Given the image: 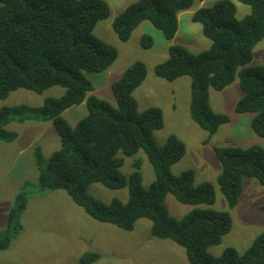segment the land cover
Here are the masks:
<instances>
[{"label":"trees","instance_id":"1","mask_svg":"<svg viewBox=\"0 0 264 264\" xmlns=\"http://www.w3.org/2000/svg\"><path fill=\"white\" fill-rule=\"evenodd\" d=\"M196 1L204 0H136L113 20V32L118 40L127 42L137 27L149 22L170 42L178 30L179 14ZM238 1L250 8L242 19L235 17V6L229 0L195 10L191 21L201 26L209 48L191 53L171 44L166 58L153 69L157 78L168 82L189 78V115L208 134L205 143L230 122L211 109L209 91L223 90L236 77L242 97L235 112L252 114L251 130L264 139V65L248 66L254 47L264 38V0ZM109 12L103 0H0V100L17 90L39 95L52 87L65 90L62 97L47 98L35 110L0 108V141L10 143L17 137L4 128L11 122H50L60 149L45 164L37 153L41 191H64L88 217L124 231H132L136 221L147 219L151 235L181 247L189 264H264V230L242 254L233 248L220 256L208 252L229 233L231 216L210 208L215 203L211 183L195 184L191 170L172 174L185 147L175 136L159 146L154 132L163 128L161 109L138 110L133 92L147 77L143 63L135 62L111 84L115 105L91 94L94 87L87 75L108 70L118 57L114 47L94 35L96 24ZM140 45L149 50L153 41L143 35ZM82 104L87 114L72 128L62 114ZM139 152L146 155L155 177L146 188L139 160H134V171L128 177L121 172L124 161L120 156ZM214 155L221 166L217 186L230 209L237 205L245 179H254L264 187V150L260 146L214 148ZM92 184L109 190L128 188L129 198L126 203L105 204L87 194ZM168 195L193 209L180 220L171 217L165 206ZM26 203L23 194L14 198L7 228L0 232V251L7 250L22 230L20 219ZM201 205L208 208H199ZM98 260V254L88 253L79 264Z\"/></svg>","mask_w":264,"mask_h":264},{"label":"rangeland","instance_id":"2","mask_svg":"<svg viewBox=\"0 0 264 264\" xmlns=\"http://www.w3.org/2000/svg\"><path fill=\"white\" fill-rule=\"evenodd\" d=\"M109 6V16L98 22L94 35L114 47L118 57L112 66L98 74H89L96 98L115 105L110 86L135 62L147 69L145 81L134 92L138 110L150 107L161 109L163 128L154 132V138L162 146L169 136L177 137L185 147V154L173 165V175L191 170L195 184L209 182L215 188V203L210 208L228 212L231 229L218 246L208 252L220 256L227 248L244 253L254 239L264 230V187L254 179H245L237 205L230 209L217 186L221 166L214 155V148L258 145L264 150V139L258 138L250 127L252 114H238L235 105L242 97L238 78L221 91H209L211 109L227 116L229 123L221 126L205 143L208 134L190 118V80L182 77L173 82L157 78L154 67L167 56L169 45H179L191 53L207 50L210 41L202 36L201 26L191 21L199 8H211L221 0L196 1L193 6L179 14L178 30L172 41L164 39L161 32L149 22L137 27L127 42H121L113 32V20L136 0H103ZM235 6L237 19L248 15L250 8L238 0H229ZM153 41L149 50L142 49L141 36ZM264 65V38L254 47L253 59L248 66ZM65 94L61 87H52L42 94L17 90L0 100V108L24 106L35 110L43 106L47 98H60ZM85 104L73 106L62 117L74 128L86 116ZM5 130L16 133L13 144L0 146V232L6 230L5 216L13 205L16 195L23 194L27 203L21 215L22 230L12 238L10 247L0 251V264H79L82 256L96 253L99 260L92 264H189L184 250L169 240H159L151 235V223L139 219L132 231H124L109 224L97 222L76 206L64 191H41L38 186L37 153L45 164L49 156L60 149V139L50 122H11ZM18 139L17 142H15ZM1 142V141H0ZM5 143V142H1ZM26 150L18 154L19 149ZM37 151V152H36ZM124 163L121 172L128 177L133 171L134 160L140 161L142 186L148 187L154 180V172L143 152L132 157L120 156ZM87 194L94 199L110 204L113 201L126 203L128 188L109 190L100 184H92ZM169 215L175 219L186 216L192 206L178 203L173 196L165 198ZM199 208H208L205 205Z\"/></svg>","mask_w":264,"mask_h":264},{"label":"crops","instance_id":"3","mask_svg":"<svg viewBox=\"0 0 264 264\" xmlns=\"http://www.w3.org/2000/svg\"><path fill=\"white\" fill-rule=\"evenodd\" d=\"M18 138V137H17ZM18 141V139L15 141V142H17ZM14 142V141H13ZM13 142H10V143H1L0 142V146H1V144H6V145H10V144H13ZM26 150V148H21V149H19V152H18V154H20V153H22V152H24ZM5 211H9V210H5ZM7 219V215L5 216V220Z\"/></svg>","mask_w":264,"mask_h":264}]
</instances>
